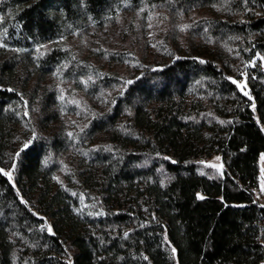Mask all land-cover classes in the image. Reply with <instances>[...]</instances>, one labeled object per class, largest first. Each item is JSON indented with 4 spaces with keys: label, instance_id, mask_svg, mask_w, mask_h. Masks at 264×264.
Returning <instances> with one entry per match:
<instances>
[{
    "label": "trees",
    "instance_id": "1",
    "mask_svg": "<svg viewBox=\"0 0 264 264\" xmlns=\"http://www.w3.org/2000/svg\"><path fill=\"white\" fill-rule=\"evenodd\" d=\"M116 1L0 0V264H264V16L245 5L264 0H128L238 15L195 28L240 64L191 43L94 64L68 41ZM213 157L223 173L200 174Z\"/></svg>",
    "mask_w": 264,
    "mask_h": 264
},
{
    "label": "rangeland",
    "instance_id": "2",
    "mask_svg": "<svg viewBox=\"0 0 264 264\" xmlns=\"http://www.w3.org/2000/svg\"><path fill=\"white\" fill-rule=\"evenodd\" d=\"M245 5L248 8L247 15L249 18L264 16V7L262 11L258 9L255 13L250 10L248 4L245 3ZM228 12L227 10L222 11L216 5L180 11L170 4L152 8L143 7L137 11H132L129 8L128 0H117L113 6L106 9L107 16L105 19L107 21L102 29L78 33L71 37L68 42L69 45L81 51L85 57L89 55L90 61L94 64L99 63L94 55L100 51L107 54L103 57L105 59L111 55H126L136 59L134 60L136 65L140 62L151 64L162 61L161 56L175 57L184 54L189 43L195 46L201 44L212 51L222 50V56L232 54V59H236L237 64H240L239 56L232 51V46L223 41L214 43L209 39L206 40L205 35L197 31V26L195 28L198 22L209 19H226L234 22L238 15L229 19L231 13ZM254 63H258L264 69V54L258 53ZM103 64H105L104 70L106 72H117L120 76H128L133 67L129 63L108 65L105 60H101L99 65ZM67 87L70 89V86ZM70 92L68 95L72 99L70 104L77 105L81 101L80 94L73 92V90ZM63 159L61 165L64 164ZM259 165V187L255 191V200L264 207V154L260 157ZM196 167L200 174L209 177L221 175L224 171V164L220 157L200 159L196 161ZM60 171L58 179L61 180L64 168L62 167ZM5 173L12 178L11 172Z\"/></svg>",
    "mask_w": 264,
    "mask_h": 264
},
{
    "label": "snow or ice",
    "instance_id": "3",
    "mask_svg": "<svg viewBox=\"0 0 264 264\" xmlns=\"http://www.w3.org/2000/svg\"><path fill=\"white\" fill-rule=\"evenodd\" d=\"M130 83V82H129Z\"/></svg>",
    "mask_w": 264,
    "mask_h": 264
}]
</instances>
